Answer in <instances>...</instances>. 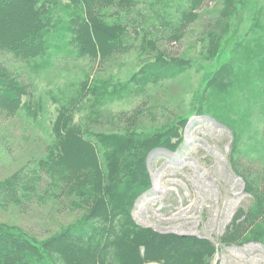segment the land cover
Masks as SVG:
<instances>
[{
  "label": "trees",
  "instance_id": "16d2710c",
  "mask_svg": "<svg viewBox=\"0 0 264 264\" xmlns=\"http://www.w3.org/2000/svg\"><path fill=\"white\" fill-rule=\"evenodd\" d=\"M171 1L174 0H158L154 6L146 2L142 6L135 0H0V53L29 72L38 73L59 51L96 58L133 47L140 49L141 55L154 56V60L134 73L126 87L132 84L133 89H143L164 79H176L194 65L189 60L166 57L157 51L156 43L163 39L166 43L182 40L184 31L198 20V10L207 0H181L174 13L166 10ZM224 6L213 20L215 26L221 31L225 20L232 22L235 18L240 26L244 23L243 13L247 12L248 31L236 40V34L220 40L211 29L204 35L210 44L207 57L217 56L214 47L219 50L233 46L235 52L226 49L225 59L215 67L213 77L202 89V101L208 106L192 110L185 120L203 113L215 119L216 112L245 108L241 122L250 127L246 109L252 110L259 103L257 107L264 114V101L256 104L248 97L264 93V7L252 3L249 9L248 0H224ZM160 28L163 30L159 31ZM171 28L173 34L166 36ZM133 35L137 39L131 38ZM28 74L0 61V111H6L9 117L23 111L34 122L46 123L51 138L41 157L32 159L31 168L27 165L24 171L0 183V203L22 207L32 199L45 204L63 196L68 205L88 209V214L79 225L46 241H38L12 226H0V264H208L213 255L210 242L153 232L137 225L130 213L132 203L150 187L145 152L152 148L173 149L171 138L177 129L168 130V134L162 130L135 131L136 118L131 122L133 129L118 135L90 131L86 124L90 113L82 114L84 121L75 117L85 93L95 94L96 88L87 87L84 80L82 88L65 99H53L55 108L50 110L49 104L33 93L25 79ZM223 76L226 79L222 81ZM234 96L235 101L230 99ZM229 126L235 138L231 165L239 174L237 159L240 163V158H258L244 156L237 131ZM255 137L250 135L248 144L257 149L252 142ZM260 141H264L263 134ZM239 167L246 172L247 166ZM252 168L249 169L253 171ZM42 175L47 181L44 187L39 185L44 182ZM260 180H264L260 171L249 178L252 203L246 209L245 220L234 223L225 242L236 240L233 235L246 230L249 219L264 220V203L258 207L260 199L254 190Z\"/></svg>",
  "mask_w": 264,
  "mask_h": 264
},
{
  "label": "rangeland",
  "instance_id": "374dc122",
  "mask_svg": "<svg viewBox=\"0 0 264 264\" xmlns=\"http://www.w3.org/2000/svg\"><path fill=\"white\" fill-rule=\"evenodd\" d=\"M135 1L142 6L146 2L152 3L153 6L158 3V0ZM179 1L181 0L171 1L169 10L166 8L167 12H176ZM252 3L257 7H264V0H248L249 9ZM225 8L224 0H207L198 10V20L184 31L182 40L175 43H166V39L158 41V52L168 58L175 56L189 60L194 67L176 79H164L143 89H133L132 84L131 87H126V84L134 73L153 61L154 56L141 55L140 49L133 47L128 48L126 52L96 58L78 55L76 52L59 51L52 55L49 65L38 73L29 72L23 65L1 53L0 61L6 62L8 67L29 73L28 76L25 75V79L29 80L33 93L49 104L50 110L55 108L53 99L58 102L65 99L73 91L82 88L84 80L87 87L96 88L98 91L95 94L85 93L81 108L75 117V120L79 121V118L84 117L82 114L90 113V119H86L90 131L118 135L133 129L131 122L136 118L138 120L135 131L155 133L162 130L168 134L170 129L176 128L177 133L171 138L173 149L152 148L145 152V168L149 175L150 187L132 203V219L137 225L156 233L173 234L182 238L193 237L210 242L213 255L208 264H264V220L261 217L249 219L245 223L247 229L233 235L236 240H224L232 231L234 223L245 220L246 209L252 203L253 194L248 190L249 178L252 179L254 173L259 171L264 174V141H260V135L264 136V114L261 113V108L257 107L258 102L264 101V93H255L253 96L248 94L252 102L258 103L254 109H246L250 115V127L241 122V117L245 116V113L242 114L245 108L233 112H216L215 119L203 113L189 116L190 118L185 120L192 110L208 106L202 101V89L213 77L215 67H219L225 59L227 50L234 49L233 46L219 50L214 47L217 56L213 57L214 59L207 57L206 50H210V44L206 40V34L210 33L211 29L214 36L220 40L234 34L236 40L248 29L246 24L249 22V13L244 12V23L239 26L236 18L233 19V24L230 19L225 20V25L220 31V27H216L213 20L219 16L220 10ZM212 26L215 27L212 29ZM162 30L163 28L159 29ZM173 31L171 28L165 35L173 34ZM140 36L141 34L139 38ZM251 36L250 32L248 37ZM131 38L137 39L134 35ZM218 43L222 44L223 41ZM255 44L252 47H255ZM239 50L241 49H237ZM224 76L222 81L226 79ZM230 99L237 100L235 96ZM2 111L0 183L21 173L28 166L31 168L32 159L41 157L44 146L51 138L46 123L34 122L24 116L23 111L14 117H9L6 111ZM82 120L84 121V118ZM227 125L232 128L234 126L237 131L244 156L258 158L248 161L239 157V174L231 165L235 138L234 131ZM250 135L256 136L252 142L257 149L249 145ZM237 147L239 150V145ZM256 150L261 151L260 154ZM233 157H236V154H233ZM243 164L247 166L246 172L239 167ZM250 166L253 171L249 169ZM249 173L250 176L247 175ZM42 177L44 182L39 183L40 187H44L47 182L44 175ZM155 179H159L163 187L162 192L158 190V194L152 192ZM263 181L260 182L263 185L259 184L258 188L253 186L258 192L255 196L260 199L258 207L264 203ZM249 191L250 194L247 193ZM65 200L62 196L58 200L51 199L41 204L32 199L22 207L11 203L3 206L1 202L0 226H12L38 241L50 240L63 230L82 223L84 216L88 214V209L73 208ZM233 201H238L235 206L231 205ZM53 255L57 256V253L53 252Z\"/></svg>",
  "mask_w": 264,
  "mask_h": 264
},
{
  "label": "bare ground",
  "instance_id": "6f19581e",
  "mask_svg": "<svg viewBox=\"0 0 264 264\" xmlns=\"http://www.w3.org/2000/svg\"><path fill=\"white\" fill-rule=\"evenodd\" d=\"M154 185H155V188L153 189L152 192H154L155 194H158V193H159L158 190H159L160 192H162L163 187H162L161 182H160L159 179H155V181H154ZM157 192H158V193H157ZM237 202H238V201H233V202H231V203H232L231 205H232V206H235ZM163 230L168 231V229H163ZM174 230H175V231H178V229H176V228H174Z\"/></svg>",
  "mask_w": 264,
  "mask_h": 264
},
{
  "label": "water",
  "instance_id": "95a60500",
  "mask_svg": "<svg viewBox=\"0 0 264 264\" xmlns=\"http://www.w3.org/2000/svg\"><path fill=\"white\" fill-rule=\"evenodd\" d=\"M204 119L208 120V121H211V122H214L212 119L208 118V117H204Z\"/></svg>",
  "mask_w": 264,
  "mask_h": 264
}]
</instances>
